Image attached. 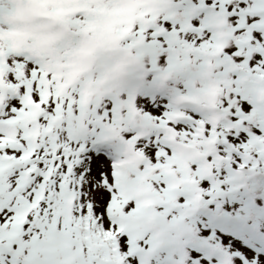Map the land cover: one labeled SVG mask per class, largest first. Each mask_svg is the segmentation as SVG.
Returning a JSON list of instances; mask_svg holds the SVG:
<instances>
[{
  "label": "snow or ice",
  "instance_id": "1",
  "mask_svg": "<svg viewBox=\"0 0 264 264\" xmlns=\"http://www.w3.org/2000/svg\"><path fill=\"white\" fill-rule=\"evenodd\" d=\"M21 2L0 0V264H264V195L219 203L249 176L242 192L264 189V0H70L66 56H167L158 86L187 89L167 111L14 49L3 18Z\"/></svg>",
  "mask_w": 264,
  "mask_h": 264
},
{
  "label": "rangeland",
  "instance_id": "2",
  "mask_svg": "<svg viewBox=\"0 0 264 264\" xmlns=\"http://www.w3.org/2000/svg\"><path fill=\"white\" fill-rule=\"evenodd\" d=\"M16 8L18 11L14 17L6 16L3 18L4 30L8 33L5 39L12 44L13 48L44 53L45 60L49 62V70L56 71L57 75L67 76L74 80L77 85L81 82L90 83V86L95 88L94 95H107L123 90L131 84L133 87L130 90L134 91L138 98H146L153 107H160L167 111L171 97L175 92H187L183 78H169L164 81L166 83L163 82L162 87L158 86V80H155L159 75L157 69L168 67L167 56L163 62L157 60L155 68L150 57H144L141 65L134 59V52H127L130 54L129 56L122 51L125 43L123 41L120 42L119 47L105 48V58L102 60L97 57L86 67H81L77 60L67 57L66 53L76 45L69 44L65 40L67 34L74 30L70 26H66L65 21L79 14L77 6L72 4L70 0H23L16 5ZM135 10L136 4L133 3L119 9L114 15L124 17V21L127 22L134 18ZM75 39L78 42L81 38L76 37ZM123 55L127 59L124 60ZM117 64L120 65V69L114 73L111 68ZM145 74V78H142ZM97 81L100 83L97 84ZM144 81L145 87L141 89ZM191 86L199 88L200 83L194 81ZM166 87H170L171 91L166 92L163 89ZM158 92L160 95H157ZM110 102V99L106 97L104 104ZM185 108H183L184 111L192 113L191 106ZM195 115L197 114L195 113ZM96 152L97 154H104L107 158L110 157L105 150L100 152V149H97ZM256 177L258 179V176ZM256 193L264 195V189H260ZM219 203L222 204L223 211L231 209L232 214L240 206L238 202H231V200H223Z\"/></svg>",
  "mask_w": 264,
  "mask_h": 264
},
{
  "label": "trees",
  "instance_id": "3",
  "mask_svg": "<svg viewBox=\"0 0 264 264\" xmlns=\"http://www.w3.org/2000/svg\"><path fill=\"white\" fill-rule=\"evenodd\" d=\"M129 56H130V54L129 53H127ZM123 57H124V60L125 59H127L126 57H125V55H123ZM122 57V58H123ZM129 58V57H128ZM122 60V59H121ZM109 65V64H108ZM122 66V65H121ZM143 75V74H142ZM145 76H146V74L142 77V78H145ZM166 81V80H165ZM164 83H166V82H164ZM142 87H145V81L143 82V84H142V86H141V89H142ZM166 92H168V91H171V89H170V87H166V88H163ZM162 90V89H161ZM157 95H160V93L158 92L157 93ZM163 98H165V96H162ZM189 107V106H188ZM163 108V107H162ZM185 108V107H184ZM186 109V108H185ZM187 110V109H186ZM192 112H193V110H192ZM197 115H199V113H196ZM99 150V149H98ZM102 150H105V152L107 153V154H109V158H112V153L108 150V149H100V152L102 151ZM95 151H97V149L95 150ZM99 152V153H100ZM104 152V153H105ZM259 167H261V166H259L258 165V168ZM257 179V177L256 176H249V177H246V179H245V181H244V188H240V189H238V191H241L240 193H238V194H235V196H224V197H220L219 198V202H222L223 200L225 201V200H231V202H233V201H235V202H238L239 204H240V200L241 199H247V198H249L250 196H253V195H258L259 193H256V192H242V191H244L245 190V188H247L254 180H256ZM225 190L227 191V186H225ZM221 206H222V204H221ZM241 207V204H240V206H239V208ZM215 210V205H211L210 207H209V211H214ZM221 211L222 212H225V213H230V214H232V212H231V209H229V210H226V211H223V207H221ZM204 215V222L205 223H209L210 224V226H212V227H214L215 225H213V224H211V221L207 218V216H206V214H203Z\"/></svg>",
  "mask_w": 264,
  "mask_h": 264
}]
</instances>
